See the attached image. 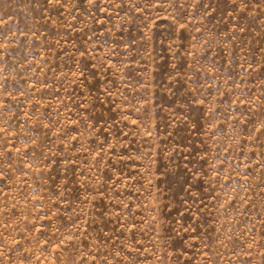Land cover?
I'll return each instance as SVG.
<instances>
[{"label":"rangeland","instance_id":"1","mask_svg":"<svg viewBox=\"0 0 264 264\" xmlns=\"http://www.w3.org/2000/svg\"><path fill=\"white\" fill-rule=\"evenodd\" d=\"M0 264H264V0H0Z\"/></svg>","mask_w":264,"mask_h":264}]
</instances>
